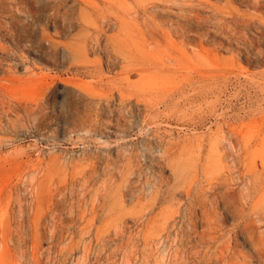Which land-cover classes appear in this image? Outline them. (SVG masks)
Segmentation results:
<instances>
[{
	"label": "rangeland",
	"instance_id": "374dc122",
	"mask_svg": "<svg viewBox=\"0 0 264 264\" xmlns=\"http://www.w3.org/2000/svg\"><path fill=\"white\" fill-rule=\"evenodd\" d=\"M255 1L0 0V264H264Z\"/></svg>",
	"mask_w": 264,
	"mask_h": 264
},
{
	"label": "bare ground",
	"instance_id": "6f19581e",
	"mask_svg": "<svg viewBox=\"0 0 264 264\" xmlns=\"http://www.w3.org/2000/svg\"><path fill=\"white\" fill-rule=\"evenodd\" d=\"M264 5V0H256L254 3H253V9H257V8H260ZM130 71V70H129Z\"/></svg>",
	"mask_w": 264,
	"mask_h": 264
}]
</instances>
